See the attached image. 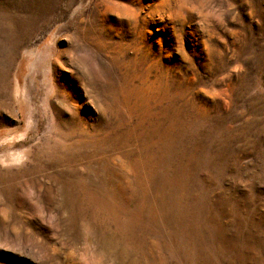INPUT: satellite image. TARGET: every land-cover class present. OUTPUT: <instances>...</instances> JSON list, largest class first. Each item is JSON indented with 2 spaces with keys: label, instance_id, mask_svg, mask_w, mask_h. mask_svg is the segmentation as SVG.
<instances>
[{
  "label": "rangeland",
  "instance_id": "374dc122",
  "mask_svg": "<svg viewBox=\"0 0 264 264\" xmlns=\"http://www.w3.org/2000/svg\"><path fill=\"white\" fill-rule=\"evenodd\" d=\"M0 264H264V0H0Z\"/></svg>",
  "mask_w": 264,
  "mask_h": 264
}]
</instances>
